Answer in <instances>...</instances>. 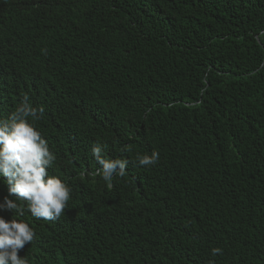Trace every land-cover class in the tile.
I'll return each mask as SVG.
<instances>
[{
	"label": "trees",
	"instance_id": "obj_1",
	"mask_svg": "<svg viewBox=\"0 0 264 264\" xmlns=\"http://www.w3.org/2000/svg\"><path fill=\"white\" fill-rule=\"evenodd\" d=\"M25 95L71 188L29 264H264V0H0V119Z\"/></svg>",
	"mask_w": 264,
	"mask_h": 264
},
{
	"label": "clouds",
	"instance_id": "obj_2",
	"mask_svg": "<svg viewBox=\"0 0 264 264\" xmlns=\"http://www.w3.org/2000/svg\"><path fill=\"white\" fill-rule=\"evenodd\" d=\"M43 111L34 108L25 95L8 118L0 119V183L7 187L0 211L14 214L10 220L0 215V264H29L25 256L19 255L35 236L34 229L20 218L25 205L33 217L52 221L65 212L70 199L68 182L49 173L57 157L35 124ZM92 154L100 165L97 173L103 181L126 175L128 159L107 158L100 144L93 146ZM158 160L159 152L153 150L150 155L137 154L133 164L151 166ZM218 253L222 255V249H212L213 256Z\"/></svg>",
	"mask_w": 264,
	"mask_h": 264
}]
</instances>
